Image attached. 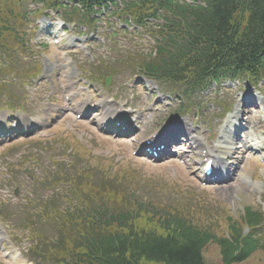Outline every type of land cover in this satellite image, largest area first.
Instances as JSON below:
<instances>
[{
  "label": "trees",
  "instance_id": "16d2710c",
  "mask_svg": "<svg viewBox=\"0 0 264 264\" xmlns=\"http://www.w3.org/2000/svg\"><path fill=\"white\" fill-rule=\"evenodd\" d=\"M204 1L206 6L193 7L189 13L181 11L183 19L188 21V35L182 39L184 43L178 55L170 54L166 66L174 68L182 63L189 71L199 72L227 57L230 61L236 60L238 66L253 65L256 61L257 65L264 48V0ZM247 220L257 223L259 214L249 213ZM147 223L149 225L139 227V237L134 239L133 264H140L143 259L164 264H207L201 252L211 240L219 245L224 263L229 264L246 257L256 245L250 238L241 239L238 222L230 224V239L196 226L178 211L165 212L156 220L151 217ZM121 237L118 243L105 240L100 264H122L124 251L121 246L125 250L128 243L127 237Z\"/></svg>",
  "mask_w": 264,
  "mask_h": 264
},
{
  "label": "rangeland",
  "instance_id": "374dc122",
  "mask_svg": "<svg viewBox=\"0 0 264 264\" xmlns=\"http://www.w3.org/2000/svg\"><path fill=\"white\" fill-rule=\"evenodd\" d=\"M34 1L27 0L23 3V8L27 6H32ZM34 43V41H33ZM124 45L127 46V43ZM123 45V46H124ZM149 43H146L145 46L137 48V50L147 49ZM154 46V45H153ZM73 60H80L82 58L81 53H73L69 56ZM242 84V83H241ZM239 87H235L232 91H228L225 94V99L227 102L236 103L237 97L239 94L244 92V84L242 85V91L239 92ZM239 93V94H238ZM211 101H207L202 103L204 108L203 116L201 122H205L206 125L204 128L206 129L209 125L210 131L209 133L218 132V126H215L217 122L220 121L221 115L217 114L218 106L215 103L214 105L210 104ZM235 104V106H236ZM217 107V108H216ZM262 109L264 108V104H262ZM171 109V111H174ZM5 110L0 111V113H4ZM261 112V109L259 110ZM193 118V117H191ZM212 137H215L213 134ZM209 144H212V141H208ZM217 143V140L216 142ZM34 144H30L32 147ZM17 147V146H15ZM23 148H25L23 146ZM60 148V147H59ZM7 149V148H6ZM12 148L7 150H0V154L2 155L0 165H4V162L8 160V158L13 157L14 161L11 162V169L6 167L5 165L0 166V178H5L4 185L8 189H19V198H23L30 191L34 192V187L36 186L35 177L36 176H44L45 168L46 170H50L54 168V159L71 161L75 159L73 156L69 155L67 157H63L62 153L57 154L55 151H51L49 148L44 149L42 151L36 152H24V154L17 158L19 154L16 156H12L10 154ZM65 151V150H64ZM247 158H244V164H246V172L248 174V182L244 180H238L233 187L224 186H213V185H203L199 180L196 171H198V165L194 163L192 160L191 164L193 165L191 168L184 169V167L180 168L177 162L172 161L164 164L153 165L151 162H144L143 160L137 161V165L134 166L133 171L140 170L152 177L151 179H139L136 185L142 189L139 194L144 196L145 198H154L156 201L165 200V202H170L169 198H179L182 195L190 194L194 197H197L196 201H203L207 199L212 202V207H214V203L218 206L225 207L226 209H230L233 213L240 212L244 205L252 204L255 207L262 206L264 208V166L260 164L259 158L257 159H248V155H244ZM77 162L82 163L80 160ZM190 162V160H189ZM173 166L179 167L178 169H174ZM192 171V172H191ZM4 172V174H3ZM49 181H51L49 179ZM231 185V183H229ZM15 186V187H14ZM2 187V186H0ZM33 189V190H32ZM144 189L146 191H144ZM148 189H150L148 191ZM9 196V195H8ZM6 200L9 201L10 197L4 196ZM0 199L1 196H0ZM216 211V210H214ZM217 230L222 233L225 231L224 226L217 228ZM8 233V234H7ZM6 235V240H4V245L12 247L13 250L21 255L25 260V264H33L28 261L24 254L23 248L25 243L26 234L23 232H19L18 229L10 228L9 232H6V227L0 223V237ZM13 240H18V243H15ZM1 245V240H0ZM206 260L209 264H219L220 256L218 250L214 246H209L206 251ZM256 255L257 261H250L244 264H264V259H260ZM0 264H13L8 260H3L0 254ZM257 262V263H256Z\"/></svg>",
  "mask_w": 264,
  "mask_h": 264
},
{
  "label": "bare ground",
  "instance_id": "6f19581e",
  "mask_svg": "<svg viewBox=\"0 0 264 264\" xmlns=\"http://www.w3.org/2000/svg\"><path fill=\"white\" fill-rule=\"evenodd\" d=\"M232 128H234V133H237L238 131V125L236 124V123H231V125H230ZM235 126V127H234ZM175 131L176 130H170L168 133H167V136H166V138H170V137H176L177 135V133H175ZM189 134H191L190 132H189ZM174 135V136H173ZM229 140V139H228ZM262 142L261 141H259V144H261ZM216 148L219 150V151H221L222 150V148H223V152L222 153H224L225 155H228V157H233L232 156V154H233V152H232V149H229V148H226L225 146H220V147H217L216 146ZM165 151H163L162 153H164ZM220 153V152H219ZM154 156H156V155H154ZM158 156H160V155H158Z\"/></svg>",
  "mask_w": 264,
  "mask_h": 264
}]
</instances>
